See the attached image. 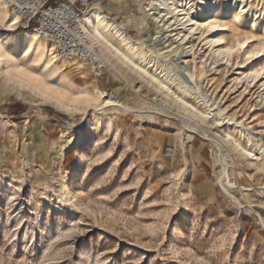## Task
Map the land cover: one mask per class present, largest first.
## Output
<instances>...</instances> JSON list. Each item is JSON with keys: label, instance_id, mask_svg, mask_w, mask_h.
Listing matches in <instances>:
<instances>
[{"label": "rangeland", "instance_id": "rangeland-1", "mask_svg": "<svg viewBox=\"0 0 264 264\" xmlns=\"http://www.w3.org/2000/svg\"><path fill=\"white\" fill-rule=\"evenodd\" d=\"M245 3L264 16V0ZM152 4L94 0L87 12L96 7L124 26L170 71L194 73L204 93L264 148L263 20L255 30L248 17L227 21L219 36L236 51L226 61L208 48L210 32L190 34L167 16L161 24ZM26 31L9 32L0 21L7 36L0 54V264H264L261 156L240 151L222 136L225 127L188 114L98 45L114 70L106 64L96 78L80 61L46 73L32 54L13 47L14 34ZM247 39L249 54L237 48ZM84 80L130 112L102 113L94 90L86 103ZM43 90L61 94L62 103L44 100ZM80 131L86 136L77 140ZM229 132L249 147L239 128ZM168 147L176 149L173 158Z\"/></svg>", "mask_w": 264, "mask_h": 264}, {"label": "bare ground", "instance_id": "bare-ground-1", "mask_svg": "<svg viewBox=\"0 0 264 264\" xmlns=\"http://www.w3.org/2000/svg\"><path fill=\"white\" fill-rule=\"evenodd\" d=\"M152 1V8L149 10L152 12L151 15L157 22L159 21V23L162 24L163 19L167 16L171 19L174 18V25L178 24L183 26L181 29L188 28L190 34L206 29L210 32L209 36L205 38L207 40V45H209L208 48H210L212 53L217 55V57L222 56L226 61H229L236 51L234 48L227 47L225 39L219 36L221 33L227 31L228 26L226 23L228 20L233 23L241 24L243 19L248 17V20H246L247 26L255 30L258 28L260 19H262L263 23L261 29L264 32V16H262V12L260 10H250L245 0H199V5H195L189 0ZM0 2H2V0H0ZM0 21L5 22L9 32H14L17 29L18 19L11 15L6 6L0 8ZM82 23L90 43L95 48V45H98L132 73L142 78L150 79L159 91L166 93V96L173 97L176 103L184 107V110L188 114L193 115L202 122L212 121V123L219 127H225L222 136L225 137L227 142L234 141L236 148L240 151L248 155L255 154L254 157L256 158H254V160H258V156L264 159V148L255 143L256 136L250 134L249 129L242 123L228 116L219 105L215 104V101H213L210 96L204 93L197 82H194V73L187 72L189 76L182 77L176 72L170 71L167 63L158 55L141 47V44L126 32L124 26L106 16L96 7L84 14ZM164 25L166 26V24ZM3 37L5 38L7 36L0 33V54L2 52ZM12 42L16 51H21L26 55L32 54L37 61L41 62L46 73L56 74L60 72L61 68L58 67V64L66 63L67 65H73V63L75 64L81 61L73 60L71 62H63L57 60L56 57L52 55L50 45L39 36L36 30L26 31L22 34L16 33L14 34ZM249 45V39L237 42V48L243 49L246 54H249ZM104 60L108 67L114 70L106 57ZM186 65L187 67L185 66L186 68H184L185 71L192 70L188 68V64ZM79 69L81 70V77H89L90 74H88V69L82 66H79ZM193 69L195 70V67ZM113 74L115 77L122 78V75L117 71ZM252 75L259 76L256 69L252 70ZM101 76L95 75L94 77L99 78ZM253 78L257 79L258 77ZM88 83V80H84V90L80 94L86 103L90 104L93 101L92 91L94 90L97 100L101 101L102 108L100 111L102 113L104 109L109 108L113 110L122 108L130 112L131 108L121 104L120 101H113L112 99L105 101L104 99L108 97L106 90L102 87L95 89L92 84ZM189 97L196 100V105H192L187 101ZM43 99L46 101H55L59 104L62 103L61 94H50L45 90H43ZM201 109H204V111ZM151 114L160 115L157 112H151ZM97 119L101 120V118ZM232 126L239 128L240 138L247 135L250 143L248 148L243 147L241 142L236 141L235 137L229 132ZM85 136L86 132L80 131L77 140ZM223 168L228 178V166L224 160ZM221 175H223V171ZM228 185L231 186V183H228Z\"/></svg>", "mask_w": 264, "mask_h": 264}, {"label": "built area", "instance_id": "built-area-1", "mask_svg": "<svg viewBox=\"0 0 264 264\" xmlns=\"http://www.w3.org/2000/svg\"><path fill=\"white\" fill-rule=\"evenodd\" d=\"M94 0H2L12 16L18 19L17 29L33 28L50 45L57 60L71 62L81 60L101 76L106 61L90 43L83 27L84 14ZM163 108L164 104L159 103ZM174 147H168L166 157L173 158ZM222 170L219 171V175Z\"/></svg>", "mask_w": 264, "mask_h": 264}, {"label": "trees", "instance_id": "trees-1", "mask_svg": "<svg viewBox=\"0 0 264 264\" xmlns=\"http://www.w3.org/2000/svg\"><path fill=\"white\" fill-rule=\"evenodd\" d=\"M34 29L33 28H30V31H33Z\"/></svg>", "mask_w": 264, "mask_h": 264}, {"label": "snow or ice", "instance_id": "snow-or-ice-1", "mask_svg": "<svg viewBox=\"0 0 264 264\" xmlns=\"http://www.w3.org/2000/svg\"><path fill=\"white\" fill-rule=\"evenodd\" d=\"M242 47V46H241Z\"/></svg>", "mask_w": 264, "mask_h": 264}]
</instances>
